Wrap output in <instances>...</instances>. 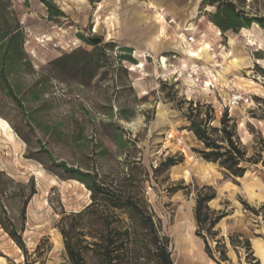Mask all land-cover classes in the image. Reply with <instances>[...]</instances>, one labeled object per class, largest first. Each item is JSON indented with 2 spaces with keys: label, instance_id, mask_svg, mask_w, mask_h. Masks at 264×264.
<instances>
[{
  "label": "rangeland",
  "instance_id": "obj_1",
  "mask_svg": "<svg viewBox=\"0 0 264 264\" xmlns=\"http://www.w3.org/2000/svg\"><path fill=\"white\" fill-rule=\"evenodd\" d=\"M50 1L64 16L50 19L41 0L3 1L6 23L0 21V30L20 27L23 41L22 60L15 65L13 51L5 52L6 59L0 51V264H27V256L33 264H69L56 226L63 211L91 202L78 171L112 185L130 173V189L144 192L162 219L175 264H217L196 235L194 218L195 188L212 186L217 196L211 208L227 213L218 235L208 238L214 257L221 260L225 246L229 260L222 264H264V29L254 23L222 32L209 18L214 7L203 6V0H174L180 16L195 9L191 21L206 34L201 38L206 45L188 58L183 19L165 8L150 9L151 0ZM234 1L264 12L263 0ZM161 10L176 24L168 26ZM146 12L160 24L156 52L144 48L145 40L130 44L119 37L123 23L131 25ZM153 26L144 21L141 35ZM92 37L101 42L88 44L85 39ZM210 46L219 68L210 67ZM196 56L207 67L203 79H216L215 89L187 77ZM232 86L250 103L231 106ZM191 100L213 107L214 125L225 110L236 120L248 156L260 160L242 178L226 177L195 151L201 145L185 117ZM168 157L178 164L159 168ZM10 233L23 240L25 251ZM244 238L251 240L252 253L240 242Z\"/></svg>",
  "mask_w": 264,
  "mask_h": 264
},
{
  "label": "trees",
  "instance_id": "obj_2",
  "mask_svg": "<svg viewBox=\"0 0 264 264\" xmlns=\"http://www.w3.org/2000/svg\"><path fill=\"white\" fill-rule=\"evenodd\" d=\"M3 1L0 0V21L6 23ZM41 1L47 7L50 19L64 16V12L50 0ZM202 5L215 8L210 12L209 18L222 32L230 30L238 32L254 23L264 29V12L261 14L258 11H247L234 0H203ZM22 41L23 33L20 27L0 30V51H4L2 56L5 59V52L7 51L9 55L13 51L11 58L13 65L22 60ZM85 41L97 45L101 38L92 37ZM123 50L131 51V48L124 47ZM125 59L132 60L130 57ZM185 117L189 122V130L201 145L195 151L204 161L218 165L226 177L242 178L248 171L249 164L259 163L260 160L248 156L238 133L237 122L230 116L228 110L224 111L219 125H214L213 107L191 100ZM178 162L173 157H168L159 168L175 166ZM76 178L91 192V202L78 211H63L56 226L63 238L69 264H175L172 258L171 238L163 228L162 219L154 212L144 192H133L130 189V184L134 182V177L130 173L122 178L121 184L116 185L104 183L90 172L78 171ZM195 191L196 235L204 241L208 256L217 264H222V261L229 260L226 247L224 246L221 251V260H217L208 238L218 235L216 227L227 213L216 211L210 206V202L217 196L215 188L209 185L197 186ZM243 205L245 209L256 213L255 208L247 202H243ZM10 234L25 251L23 240ZM235 236L243 237L242 234ZM233 237H230V243L238 246ZM240 242L250 253L253 252L250 239L244 238ZM37 250H40V245ZM26 261L27 264L34 263L29 256ZM258 262L257 260L256 263Z\"/></svg>",
  "mask_w": 264,
  "mask_h": 264
},
{
  "label": "crops",
  "instance_id": "obj_3",
  "mask_svg": "<svg viewBox=\"0 0 264 264\" xmlns=\"http://www.w3.org/2000/svg\"><path fill=\"white\" fill-rule=\"evenodd\" d=\"M155 3L158 4L159 8H165V10L168 11V13H172L174 15H177L179 17H181V19H183L182 21L180 20V23L182 24L181 27L183 30H181V32L183 33L182 35H193L196 36L200 41L199 44H203L200 47L202 48L205 44V39L202 41L201 38L203 36H206V34L202 33V29L200 28V24H195L194 22H192L191 20L194 18L195 16V9H190L186 14H184L183 16H180L181 14L176 10V5L174 3V0H153ZM143 3L146 4V1H143ZM197 6V3L194 4V7ZM162 14H163V10ZM164 15V14H163ZM165 16V15H164ZM167 18L171 17L168 15L166 16ZM173 17V16H172ZM143 18V19H142ZM148 20H152L154 23V26L151 27V29L149 30V33H146L145 36L141 35V30L143 29V23L144 21L146 22ZM204 19V17H202V19H200V22ZM156 18L154 17L153 14H150L149 12H146L144 14H137L134 16L133 21H131V25H125V23H123L120 26L119 29V37L122 39L127 40L128 38V42L131 44L133 42V44H137L140 43V40L146 42V44L148 43L149 46H145L144 48L148 49L150 48L151 51L156 52L158 50H160V44H159V40L157 39V36L155 35L158 31V27L160 26V24H158ZM199 22V23H200ZM168 25V24H167ZM169 26V25H168ZM164 26H162L163 28ZM129 34V37H127ZM132 35V36H130ZM184 35V36H185ZM181 37V35H179ZM198 44V45H199ZM198 45H191L188 50H187V54L188 58H191L192 56H189V53L191 50H193L194 48H198ZM198 46V47H197ZM200 48V49H201ZM200 49L198 51H194V53H200ZM209 51V50H208ZM207 51V52H208ZM210 53V52H209ZM199 57V56H198ZM201 57V56H200Z\"/></svg>",
  "mask_w": 264,
  "mask_h": 264
},
{
  "label": "built area",
  "instance_id": "obj_4",
  "mask_svg": "<svg viewBox=\"0 0 264 264\" xmlns=\"http://www.w3.org/2000/svg\"><path fill=\"white\" fill-rule=\"evenodd\" d=\"M147 1V0H143ZM150 8V7H149ZM151 9V8H150ZM161 12V11H160ZM161 16L164 19V22L167 24H176V19L174 17L166 18L163 14ZM184 43H186L188 46L191 45H198L199 40L194 35L186 36L184 40H182ZM200 47H198V50ZM208 50L213 53L212 58L214 59V63L210 64V67L219 68L221 67V62L219 61V58L217 57V53H215L214 46H210ZM198 56L195 58H192L190 63L187 65V77L196 84H202L204 85V89H209L210 91L212 89H215V78H209V79H203V77H207V71L206 66L202 63L200 59H197ZM163 58V57H161ZM233 79L230 81L232 83ZM250 103L249 97H244L242 94H240L238 91L235 90V88L232 86L230 88V105L231 106H237V105H247Z\"/></svg>",
  "mask_w": 264,
  "mask_h": 264
},
{
  "label": "bare ground",
  "instance_id": "obj_5",
  "mask_svg": "<svg viewBox=\"0 0 264 264\" xmlns=\"http://www.w3.org/2000/svg\"><path fill=\"white\" fill-rule=\"evenodd\" d=\"M150 8L151 9H153L154 11H156L157 10V8H158V4L157 3H155L153 0H151V2H150ZM161 16V15H160ZM162 19H163V17H162ZM164 20V19H163ZM163 58H162V64L164 65V66H166V62H167V58L165 57V56H162ZM192 84V83H191ZM190 85V84H189ZM3 126L4 127H7V128H10V125H9V123L7 122V121H3ZM187 248V247H186ZM188 249V248H187ZM189 250V249H188Z\"/></svg>",
  "mask_w": 264,
  "mask_h": 264
}]
</instances>
